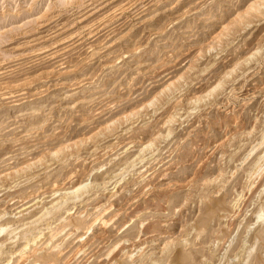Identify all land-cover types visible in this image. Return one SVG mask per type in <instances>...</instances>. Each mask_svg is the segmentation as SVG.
Wrapping results in <instances>:
<instances>
[{"label": "rangeland", "instance_id": "374dc122", "mask_svg": "<svg viewBox=\"0 0 264 264\" xmlns=\"http://www.w3.org/2000/svg\"><path fill=\"white\" fill-rule=\"evenodd\" d=\"M0 264H264V0H0Z\"/></svg>", "mask_w": 264, "mask_h": 264}]
</instances>
